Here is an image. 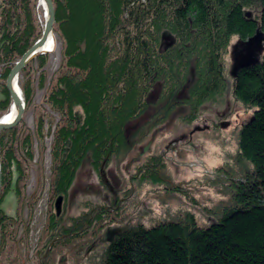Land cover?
Masks as SVG:
<instances>
[{
  "label": "trees",
  "instance_id": "obj_1",
  "mask_svg": "<svg viewBox=\"0 0 264 264\" xmlns=\"http://www.w3.org/2000/svg\"><path fill=\"white\" fill-rule=\"evenodd\" d=\"M15 1L20 2V11ZM30 1L34 9L37 0H0V17L4 18L0 64L5 69L0 78L6 77L32 43L33 24L27 12ZM52 3L53 26L64 42L63 65L67 69L49 94L51 105L67 116L54 147L61 164L57 179L63 183L71 180L85 159L100 171L103 161L127 148L123 126L147 106L148 87L170 81L162 105L151 104L166 113L180 103V108L189 110L188 117L205 103L222 98L227 85L221 61L231 38L243 41L256 30L263 33L259 62L237 71L233 81L234 100L251 110L253 119L238 133L234 158L241 170L226 173L228 185L223 189L229 197L211 211L217 221L200 227L194 216L185 212L151 227L133 225L110 243L99 264H264V0ZM125 17L131 19V32L124 30ZM118 32H122V50L108 62L111 41ZM21 89L28 101L30 91L25 85ZM1 93L0 109L6 110L8 94L5 89ZM75 107L82 109L81 118ZM13 131H0L4 197L11 191L18 195L16 184L21 177L13 150H6ZM24 146L29 153V146ZM62 167L72 171L66 173ZM11 219L0 206L1 242Z\"/></svg>",
  "mask_w": 264,
  "mask_h": 264
},
{
  "label": "rangeland",
  "instance_id": "obj_2",
  "mask_svg": "<svg viewBox=\"0 0 264 264\" xmlns=\"http://www.w3.org/2000/svg\"><path fill=\"white\" fill-rule=\"evenodd\" d=\"M15 3L20 11V2ZM30 3L27 12L33 37L29 48L43 30L41 11L32 9ZM3 20L0 17V24ZM130 21L125 17V31H133ZM53 29V52L35 57L17 75L24 111L15 127L4 130L15 132L7 138L6 150H13L21 177L16 184L18 195L11 191L4 197L0 164V206L12 217L11 225L5 227L4 241H0V264H99L110 243L133 225L151 227L185 212L191 213L200 227L217 221L211 213L229 197L223 189L228 185L226 173L241 170L234 158L238 133L253 118L251 110L234 100L235 77L229 73L232 50L235 46L240 50L239 44L245 40L231 38L223 54L227 88L222 98L205 103L188 117L189 110L180 108V103L166 113L152 106L151 103L162 105L160 101L165 98L170 81L148 87L147 106L123 126L127 148L103 161L100 171L99 166L95 169L85 159L69 175L71 180L63 183L57 179L61 164L59 151L54 147L67 116L51 105L49 94L56 88L57 77L67 69L63 65V39L54 26ZM121 35L118 32L111 41L108 62L121 53ZM4 71V64H0V74ZM8 74L0 78V100ZM21 85L30 91L28 101ZM7 99L8 108L0 109V119L12 107L9 94ZM74 112L81 118L80 107H75ZM224 123L227 125L221 127ZM111 230L119 233L115 237L113 234L109 242L106 235ZM55 243L58 244L54 246Z\"/></svg>",
  "mask_w": 264,
  "mask_h": 264
},
{
  "label": "water",
  "instance_id": "obj_3",
  "mask_svg": "<svg viewBox=\"0 0 264 264\" xmlns=\"http://www.w3.org/2000/svg\"><path fill=\"white\" fill-rule=\"evenodd\" d=\"M44 14L46 15L44 27L41 33L40 38L20 57L18 61L15 62L14 66L10 70L6 81L5 88L9 94L10 100L12 102V107L15 110V116L12 122L3 124L0 122V131L9 130L16 126V124L20 121L22 113L24 111V102L19 94V90L16 85L17 75L18 73L35 57L39 55H43L45 53H39L40 49L43 47L47 37L50 34H53V21H54V8L51 0H42ZM263 33L259 30H256L255 33L249 37L247 40L241 42L240 50H238L237 46H235L232 50V58L233 64L230 68V76L236 77L237 71L247 68L255 63L259 62V58L262 55L263 47ZM238 45V46H239ZM17 88V93L15 89ZM11 107V108H12ZM253 118H251L252 120ZM1 120V119H0ZM227 123L221 125V127H225ZM0 185H1V173H0ZM60 201L58 199L57 203ZM114 231H108L106 235L107 241L111 242L113 240ZM52 244H50L51 246Z\"/></svg>",
  "mask_w": 264,
  "mask_h": 264
},
{
  "label": "bare ground",
  "instance_id": "obj_4",
  "mask_svg": "<svg viewBox=\"0 0 264 264\" xmlns=\"http://www.w3.org/2000/svg\"><path fill=\"white\" fill-rule=\"evenodd\" d=\"M43 1L42 0H37V9L39 11H41V14H42V19L41 20V29H43L44 27V23H45V18H46V15L44 14V8H43ZM56 47V41H55V37H54V34H50L49 37H47L43 47L40 49V52L39 53H52L53 50L55 49ZM17 90V88L15 89V91ZM18 91V90H17ZM16 91V93H17ZM15 116V110H14V107L10 108L8 110V112L6 113V115L0 120L1 123L3 124H7V123H10L12 122L13 118Z\"/></svg>",
  "mask_w": 264,
  "mask_h": 264
},
{
  "label": "flooded vegetation",
  "instance_id": "obj_5",
  "mask_svg": "<svg viewBox=\"0 0 264 264\" xmlns=\"http://www.w3.org/2000/svg\"><path fill=\"white\" fill-rule=\"evenodd\" d=\"M117 233H118V231H117V230H115V231H114V237H115V235H117Z\"/></svg>",
  "mask_w": 264,
  "mask_h": 264
}]
</instances>
